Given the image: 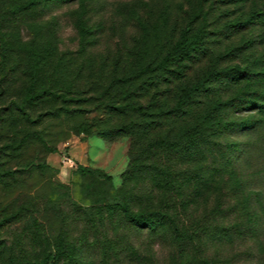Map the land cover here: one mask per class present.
<instances>
[{
    "label": "rangeland",
    "instance_id": "374dc122",
    "mask_svg": "<svg viewBox=\"0 0 264 264\" xmlns=\"http://www.w3.org/2000/svg\"><path fill=\"white\" fill-rule=\"evenodd\" d=\"M28 2L0 0V264H264V0Z\"/></svg>",
    "mask_w": 264,
    "mask_h": 264
},
{
    "label": "trees",
    "instance_id": "16d2710c",
    "mask_svg": "<svg viewBox=\"0 0 264 264\" xmlns=\"http://www.w3.org/2000/svg\"><path fill=\"white\" fill-rule=\"evenodd\" d=\"M38 0H29L28 4H34ZM32 62L30 66V83L27 90L28 100L33 101L37 97L34 89L37 83L38 75L41 69V62L45 55V49H33L32 51ZM174 53H188V48L186 45H182L181 42L177 43L173 50ZM198 89V86L187 90L183 99L178 103V105H182L183 102L188 101L192 98L195 91ZM131 109L133 111H138L139 108L132 106ZM212 118V116L209 115ZM206 121L207 128H215L218 129L220 124L218 122H214L212 119H208ZM77 174L81 178V182L79 185V193L80 196L91 203L93 206L97 207H106L111 211L121 210L128 221L132 222L134 225L148 229L151 232H160L173 230V228H169L168 220L166 215L163 213L156 212L153 214V217H147L143 215L141 212H133L130 209V204L128 199L125 196H116L114 186L112 183V177L103 171L92 169L86 166L79 165L76 169ZM175 229V228H174ZM176 239H179L182 242L181 235L177 234ZM38 264H56L54 255L47 254Z\"/></svg>",
    "mask_w": 264,
    "mask_h": 264
}]
</instances>
